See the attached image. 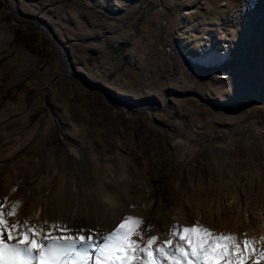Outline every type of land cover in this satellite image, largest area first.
<instances>
[{
  "label": "rangeland",
  "instance_id": "1",
  "mask_svg": "<svg viewBox=\"0 0 264 264\" xmlns=\"http://www.w3.org/2000/svg\"><path fill=\"white\" fill-rule=\"evenodd\" d=\"M13 1L17 14L53 28L73 72L94 88L67 72L42 29L15 22L0 0V211L15 206L32 222H60L62 202L66 211L83 195L89 222L102 229L132 215L164 242L174 225L182 233L198 222L254 239L257 251L246 253L264 264L257 0ZM17 31L35 36L40 54L18 45ZM210 49L229 56L198 62ZM204 101L253 103L221 111ZM95 201L104 205L99 216Z\"/></svg>",
  "mask_w": 264,
  "mask_h": 264
},
{
  "label": "snow or ice",
  "instance_id": "2",
  "mask_svg": "<svg viewBox=\"0 0 264 264\" xmlns=\"http://www.w3.org/2000/svg\"><path fill=\"white\" fill-rule=\"evenodd\" d=\"M180 227L174 225L170 238L159 242L145 233L142 218L132 215L100 229L47 219L32 222L18 217L14 206L0 211V264H245V251H257L254 239L216 234L198 222L182 233ZM257 259L264 260V250Z\"/></svg>",
  "mask_w": 264,
  "mask_h": 264
},
{
  "label": "bare ground",
  "instance_id": "3",
  "mask_svg": "<svg viewBox=\"0 0 264 264\" xmlns=\"http://www.w3.org/2000/svg\"><path fill=\"white\" fill-rule=\"evenodd\" d=\"M9 6L11 7V9H16L15 3L13 0H7ZM257 7L258 9L261 11V13L256 17V20L254 21L255 25H262L264 26V0H257ZM229 56V51H225L223 52H218L216 49H210L207 53H205L204 55H202L200 58H197L198 62L200 63H204L206 65H213V64H217L220 62H223L224 60H226ZM12 195L15 194L17 192V188L16 186L13 187V190L11 191ZM84 196L80 195L78 197H76L71 205V208L65 211V202H62V208L60 210V221L63 222H67L68 224L74 226V227H93V228H100L102 229V226L100 224V222H97L96 224H91L89 222L88 219V212L87 209L85 207L84 204ZM148 206V205H146ZM92 207H93V211L98 214H100V212L104 211V205L98 201H95L92 203ZM54 209V207H53ZM44 214L43 211V206L41 209V215ZM41 215L40 218H41ZM28 217V212L25 210L21 213L20 218H27ZM39 218V219H40ZM264 218V217H263ZM40 222V221H39ZM256 231L258 232V243L259 246L264 245V239H261V237H264V219L262 221V223L259 225V227L256 229ZM239 254L240 253H236ZM235 254V255H236ZM245 255H248L249 259L247 261H245V264H256L251 256L249 254L244 253Z\"/></svg>",
  "mask_w": 264,
  "mask_h": 264
},
{
  "label": "water",
  "instance_id": "4",
  "mask_svg": "<svg viewBox=\"0 0 264 264\" xmlns=\"http://www.w3.org/2000/svg\"><path fill=\"white\" fill-rule=\"evenodd\" d=\"M7 7L9 8V11L10 13L12 14V17H13V20L17 23H20V24H24V25H30V26H37L39 27L40 29H42V31L44 32L45 34V37L47 39H49L53 46L56 47L59 51H60V54H61V58H62V61L63 63L65 64L66 66V70L68 73H70L71 75H74L76 77H79L80 79H82V81L88 86V87H91V88H94V86H92L85 78V76L81 73H76V72H73V64L68 56V53H67V50H66V47L64 45V43L59 39V37L54 33V31L47 25L46 22L42 21V20H39V19H29V18H26V17H23L19 14L16 13L17 9H11L7 0H3ZM107 97L109 98V100L111 102H118L117 100H113L110 95L108 93H106ZM189 95H183V97H187ZM168 97V96H167ZM263 101L262 99L256 101L255 103H259ZM205 103H209L207 101H204ZM167 103V99L166 101L163 103V106H165V104ZM253 102H250L248 104H244V105H236L232 108H225V107H218L216 105H214L213 103H209L212 107H214L215 109L217 110H221V111H232L234 109H237V108H241V107H244V106H247L249 104H252ZM123 106L126 107L129 111V106L122 102ZM144 109H141L139 110L138 112H142Z\"/></svg>",
  "mask_w": 264,
  "mask_h": 264
},
{
  "label": "trees",
  "instance_id": "5",
  "mask_svg": "<svg viewBox=\"0 0 264 264\" xmlns=\"http://www.w3.org/2000/svg\"><path fill=\"white\" fill-rule=\"evenodd\" d=\"M148 14L149 13H147V15ZM27 28L30 30L31 29H38L37 27H33V26H27ZM51 29H53V28H51ZM22 34H24V33L21 31H17L14 41L18 45L26 47L27 49H29L33 53L40 54L41 48L39 45H37L35 36L27 37V36L22 35Z\"/></svg>",
  "mask_w": 264,
  "mask_h": 264
},
{
  "label": "clouds",
  "instance_id": "6",
  "mask_svg": "<svg viewBox=\"0 0 264 264\" xmlns=\"http://www.w3.org/2000/svg\"><path fill=\"white\" fill-rule=\"evenodd\" d=\"M121 180H125V179H129V177H127L126 174H122L121 177H120Z\"/></svg>",
  "mask_w": 264,
  "mask_h": 264
}]
</instances>
